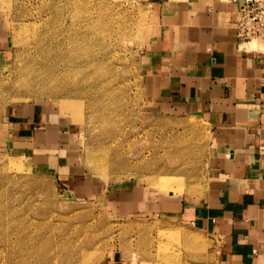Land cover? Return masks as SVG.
<instances>
[{
	"label": "rangeland",
	"instance_id": "obj_1",
	"mask_svg": "<svg viewBox=\"0 0 264 264\" xmlns=\"http://www.w3.org/2000/svg\"><path fill=\"white\" fill-rule=\"evenodd\" d=\"M0 6L10 36L0 53V121L13 106L42 108L74 125L80 147L70 180L0 147V264H102L117 256L215 264V238L171 218L127 216L109 200L119 182L179 194H199L205 184L206 124L150 112L142 68L150 11L132 0Z\"/></svg>",
	"mask_w": 264,
	"mask_h": 264
},
{
	"label": "crops",
	"instance_id": "obj_2",
	"mask_svg": "<svg viewBox=\"0 0 264 264\" xmlns=\"http://www.w3.org/2000/svg\"><path fill=\"white\" fill-rule=\"evenodd\" d=\"M132 1L153 18L142 59L150 112L206 124V176L199 194L119 182L109 200L127 216L167 217L215 238V264H264V50L240 46L233 0ZM8 29L0 6V53L10 45ZM58 119L13 106L0 121V147L73 179L80 147L74 125ZM102 264L140 263L117 256Z\"/></svg>",
	"mask_w": 264,
	"mask_h": 264
},
{
	"label": "built area",
	"instance_id": "obj_3",
	"mask_svg": "<svg viewBox=\"0 0 264 264\" xmlns=\"http://www.w3.org/2000/svg\"><path fill=\"white\" fill-rule=\"evenodd\" d=\"M233 2L237 5L234 28L240 46L252 41H264V0Z\"/></svg>",
	"mask_w": 264,
	"mask_h": 264
},
{
	"label": "bare ground",
	"instance_id": "obj_4",
	"mask_svg": "<svg viewBox=\"0 0 264 264\" xmlns=\"http://www.w3.org/2000/svg\"><path fill=\"white\" fill-rule=\"evenodd\" d=\"M260 42H263V43H264V41H252V42H250V43H248V44H246V45H243L242 48H245V49H246L247 45L252 44V43H260ZM261 48H264V47L261 46ZM165 184H166V183H165Z\"/></svg>",
	"mask_w": 264,
	"mask_h": 264
}]
</instances>
